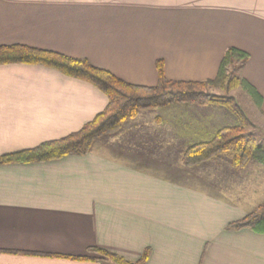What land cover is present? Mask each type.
<instances>
[{"label":"crops","instance_id":"0c3cea01","mask_svg":"<svg viewBox=\"0 0 264 264\" xmlns=\"http://www.w3.org/2000/svg\"><path fill=\"white\" fill-rule=\"evenodd\" d=\"M13 45L144 87L157 85L159 62L168 80H214L226 52L241 50L240 76L261 97L257 107L246 94L255 120L246 115L264 146L255 132L264 128V0H0V46ZM107 105L96 86L56 69L0 65V158L78 132ZM234 125L171 105L140 112L86 155L0 165V264H114L92 248L129 262L147 252L144 264H264V234L229 229L264 204V165L182 163L189 147Z\"/></svg>","mask_w":264,"mask_h":264},{"label":"trees","instance_id":"16d2710c","mask_svg":"<svg viewBox=\"0 0 264 264\" xmlns=\"http://www.w3.org/2000/svg\"><path fill=\"white\" fill-rule=\"evenodd\" d=\"M248 59L247 53L229 49L221 62L217 77L206 82L168 80L163 64L159 62L157 85L144 87L124 82L112 73L94 67L87 60L21 45L0 46V65L20 63L47 66L70 77L90 82L108 98L106 109L80 131L31 150L3 156L0 158V165L45 162L69 155H86L96 140L118 133L125 122L135 119L140 112L178 104L222 111L227 118L235 122L233 127L220 130L212 141L189 147L182 155L185 167H196L221 156L228 157L235 169H243L250 162L264 165V146L256 139L252 130L253 123L235 96L231 95L236 90H242L257 107L261 105L260 95L240 76V71ZM211 89L223 93H212ZM229 229H250L264 234V204L242 220L230 224ZM90 252L98 253L114 264H144L148 257L146 252L141 260L129 262L104 250L92 248Z\"/></svg>","mask_w":264,"mask_h":264},{"label":"rangeland","instance_id":"374dc122","mask_svg":"<svg viewBox=\"0 0 264 264\" xmlns=\"http://www.w3.org/2000/svg\"><path fill=\"white\" fill-rule=\"evenodd\" d=\"M210 92L212 93H217V94H222L223 92L220 91V90H213L211 89ZM231 95L235 96V98L237 99V102L239 103V105L242 107V109H244L245 113L249 116L250 119H253L255 120V117H254V113H253V110L255 109L252 102H251V99L246 95V93H243L242 90H237V91H234L233 93H231ZM212 110V109H211ZM216 111V110H214ZM218 111V110H217ZM218 112H221L222 114H224L222 111H218ZM225 115V114H224ZM137 118V117H136ZM135 118V119H136ZM227 118V117H226ZM229 119L233 124H235V122L233 120H231L230 118H227ZM134 120V119H132ZM130 121V120H129ZM128 122V121H127ZM126 123V122H125ZM124 123V124H125ZM258 123V122H257ZM259 125V124H258ZM253 130V129H252ZM258 138L261 140L263 139L264 140V128L261 129L259 126L257 128V130L255 131ZM110 136V135H109ZM106 137V136H105ZM263 143V142H261ZM221 157H226V156H221ZM228 158V157H227ZM216 159V158H215ZM229 159V158H228ZM207 163V162H206Z\"/></svg>","mask_w":264,"mask_h":264}]
</instances>
